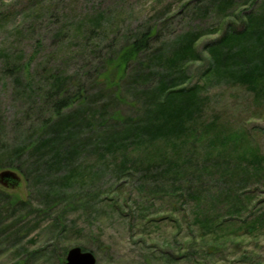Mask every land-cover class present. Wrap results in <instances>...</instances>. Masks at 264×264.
Wrapping results in <instances>:
<instances>
[{"label":"rangeland","instance_id":"374dc122","mask_svg":"<svg viewBox=\"0 0 264 264\" xmlns=\"http://www.w3.org/2000/svg\"><path fill=\"white\" fill-rule=\"evenodd\" d=\"M220 1L0 0V171L18 177L0 183V264H61L72 246L96 264H264V168L243 173L264 156V95L208 63L211 42L264 0ZM150 29L111 74L107 56ZM187 32L194 54L170 63ZM163 80L196 84L200 105L181 134L138 141ZM62 81L84 101L40 131Z\"/></svg>","mask_w":264,"mask_h":264},{"label":"trees","instance_id":"16d2710c","mask_svg":"<svg viewBox=\"0 0 264 264\" xmlns=\"http://www.w3.org/2000/svg\"><path fill=\"white\" fill-rule=\"evenodd\" d=\"M226 1L229 0L220 1L217 6H225ZM242 24L240 28H236L231 24L227 25L221 36L211 42L208 55L209 70L215 74L228 72L234 80L245 84V88L253 91L254 95H264V6L259 11L249 12ZM153 34L154 32L151 29L143 33L141 32L139 37L129 40L124 46H121L118 52L115 53L116 55L113 54L111 56L110 54V56H107L105 59L107 64L113 63L114 67L110 73L116 75L118 78L121 77L128 62L135 59L140 51L148 48L149 40ZM195 35L196 33L187 32L184 36L178 38V48L172 52L171 57L167 58V61L172 63L180 57H185L187 54H194L193 44L196 38ZM246 40L251 41V44L247 45ZM237 46H239V49H236ZM234 66L235 68H233ZM52 76L55 81L61 79H59L57 74H53ZM65 79L62 78V80ZM155 92L151 95L153 106L144 111V122L142 121L132 129L135 131L134 136L138 141H141L140 138L144 136L150 137L149 139H155L159 136L181 134L187 128L186 121L193 117L200 105L198 86L196 84L170 89L168 83L163 80L156 87ZM66 93L63 81L50 86L46 98L51 99V118L42 123L40 131L44 130L47 123L55 117L56 120L53 119L55 121L52 123L53 127L50 128L56 132L57 128L63 124V120L67 117L66 115L63 116L62 110L72 106L75 102L83 103L84 94L80 88H77L74 93ZM207 127L209 128V126ZM132 130L125 129L128 134ZM217 142L222 147L230 144L226 137L219 138L218 136H213L208 139V144L211 147H214ZM42 145V143L35 145V149H41ZM226 148L227 146L222 148V150L224 151ZM20 150L21 148H15L14 150L15 161L20 158L18 154ZM251 156L253 161L247 165V168L251 170L244 169L243 173L257 175L259 173L258 169L264 168V156L257 153H253ZM11 159L8 158V165L12 168L17 167L14 165V159ZM183 164H177V167L179 168ZM1 165L2 162L0 161V167ZM153 167L156 168V165L153 164ZM257 219H259V216L252 221L254 225ZM81 248L86 250L84 247Z\"/></svg>","mask_w":264,"mask_h":264},{"label":"water","instance_id":"95a60500","mask_svg":"<svg viewBox=\"0 0 264 264\" xmlns=\"http://www.w3.org/2000/svg\"><path fill=\"white\" fill-rule=\"evenodd\" d=\"M17 181L18 177L15 172L10 170L0 171V183L10 185ZM61 264H96V262L92 252L83 250L81 246H72L67 250Z\"/></svg>","mask_w":264,"mask_h":264},{"label":"flooded vegetation","instance_id":"af4514ba","mask_svg":"<svg viewBox=\"0 0 264 264\" xmlns=\"http://www.w3.org/2000/svg\"><path fill=\"white\" fill-rule=\"evenodd\" d=\"M10 182V181H9Z\"/></svg>","mask_w":264,"mask_h":264}]
</instances>
